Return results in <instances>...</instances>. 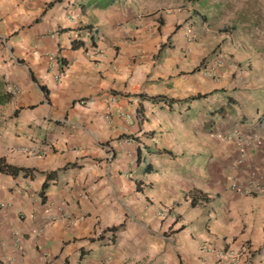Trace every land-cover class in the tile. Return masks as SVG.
<instances>
[{
	"label": "crops",
	"instance_id": "crops-1",
	"mask_svg": "<svg viewBox=\"0 0 264 264\" xmlns=\"http://www.w3.org/2000/svg\"><path fill=\"white\" fill-rule=\"evenodd\" d=\"M116 2L0 0V158L33 170L0 174V264H221L246 245L236 264H263L264 191L227 189L264 185L263 143L224 134L262 129L264 79L183 10Z\"/></svg>",
	"mask_w": 264,
	"mask_h": 264
},
{
	"label": "rangeland",
	"instance_id": "rangeland-1",
	"mask_svg": "<svg viewBox=\"0 0 264 264\" xmlns=\"http://www.w3.org/2000/svg\"><path fill=\"white\" fill-rule=\"evenodd\" d=\"M116 3L134 6L142 18L160 17L172 9L183 10L185 16L201 20L215 35L227 36L253 63L252 71L258 79H264V0H117ZM6 110L2 106L0 117H4ZM259 135L264 147V126Z\"/></svg>",
	"mask_w": 264,
	"mask_h": 264
},
{
	"label": "built area",
	"instance_id": "built-area-1",
	"mask_svg": "<svg viewBox=\"0 0 264 264\" xmlns=\"http://www.w3.org/2000/svg\"><path fill=\"white\" fill-rule=\"evenodd\" d=\"M48 59H51V57H48ZM249 128L251 129V131L245 137H241L239 131L235 129V130H230L226 132L224 134V138L226 141L233 142L234 144H236L238 148H244L245 146H248L251 144L255 145L261 142L262 136L259 135L260 126L258 125V123L256 122L250 123ZM43 147H46V146H41V144L37 141L36 143L31 144L29 147L23 148L22 151L27 154L33 155V156H40L42 154ZM257 171L259 174H264V156H263V159L258 164ZM256 175L257 173L252 171L249 173L246 180H238L236 178H229V181L227 183V189L237 194H240V195H248L252 191L263 192L264 185L257 184V182L255 181ZM105 236L106 238L107 236L111 237L112 234L107 233L105 234ZM107 240L109 239L107 238ZM202 249L207 250L208 246H203ZM250 254H251V248L247 245L242 246L240 250L236 252H232V251H227V252L218 251L217 252V255H218V258L221 264H236V261L241 256H250ZM263 262L264 260L262 261V263Z\"/></svg>",
	"mask_w": 264,
	"mask_h": 264
},
{
	"label": "trees",
	"instance_id": "trees-1",
	"mask_svg": "<svg viewBox=\"0 0 264 264\" xmlns=\"http://www.w3.org/2000/svg\"><path fill=\"white\" fill-rule=\"evenodd\" d=\"M90 2L93 1L94 5L99 7V8H103L106 6H110L112 5L116 0H89ZM88 27V26H86ZM90 39L92 40V35H90ZM81 42L78 41H72L70 44V48L71 49H75L76 47L80 46ZM39 88L42 91H45V88L43 86H39ZM140 96V95H139ZM142 97V96H140ZM8 96H2L0 95V104L5 103L6 101H8ZM149 100L155 101V100H162L161 97H157V98H149ZM220 115L224 114V109L223 108H217L216 110ZM15 113V112H14ZM133 139V138H131ZM74 166L73 164H65V166L63 167V169L69 167V166ZM145 171H148V167L145 168ZM0 174H4V175H9L11 177H16L17 175H22L24 177H29L31 178L33 176V170L29 169V168H22V167H16V166H12V165H8L6 163H4L3 159L0 158ZM56 176V172L51 171V172H45L44 173V180L41 183L40 186V190L38 192L39 197L41 198V201H44V193L48 184L49 180H53ZM205 195H203L202 193L199 192H194L192 199H191V204L194 205L196 204V200L199 199H204ZM117 227L115 228H110L108 229V231H110V233L112 234V236L115 234V232L117 231ZM100 237H102V235H100ZM99 237V238H100Z\"/></svg>",
	"mask_w": 264,
	"mask_h": 264
},
{
	"label": "clouds",
	"instance_id": "clouds-1",
	"mask_svg": "<svg viewBox=\"0 0 264 264\" xmlns=\"http://www.w3.org/2000/svg\"><path fill=\"white\" fill-rule=\"evenodd\" d=\"M260 132V131H259ZM262 140H263V137H262Z\"/></svg>",
	"mask_w": 264,
	"mask_h": 264
}]
</instances>
